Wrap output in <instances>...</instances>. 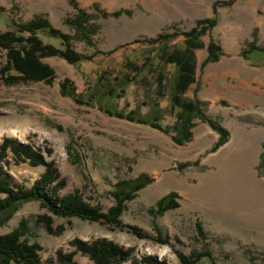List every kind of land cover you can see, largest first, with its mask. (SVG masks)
<instances>
[{
	"label": "rangeland",
	"instance_id": "rangeland-1",
	"mask_svg": "<svg viewBox=\"0 0 264 264\" xmlns=\"http://www.w3.org/2000/svg\"><path fill=\"white\" fill-rule=\"evenodd\" d=\"M0 5L5 8L1 30L11 29L13 21L44 15L72 35L74 47L84 54L110 52L166 31L180 33L198 20L216 17L203 40L215 41L226 54L218 62H205L207 49L197 50V81L185 96L200 101L205 115L227 131L222 137L209 122L195 118L192 140L179 145L150 124L111 115L62 92L66 78L86 92L105 71L128 54L138 55L145 44L98 54L78 65L59 56L45 57L55 72L50 82L0 79V169L14 184L32 187L47 168L19 160L10 147L26 145L59 173L52 185L63 183L56 193L47 187L44 202L76 193L103 213L122 203L120 222L58 216L42 198H33L11 208L6 220L9 212H0V235L22 225V237L39 247L41 264L57 263L60 251L72 253L74 264H93L73 242L102 238L131 249L136 258L155 255L169 264H182L177 252L189 255L204 249L211 250L217 264H264V52L245 56L252 42L264 48V0H0ZM81 10L97 26L91 43L70 22ZM134 99L130 89L119 108L129 101V110ZM173 121L168 114L161 123ZM144 174L153 181L137 188ZM170 192L178 206L161 210L157 204ZM129 193L134 196L125 198ZM131 226L148 237H137Z\"/></svg>",
	"mask_w": 264,
	"mask_h": 264
},
{
	"label": "trees",
	"instance_id": "trees-1",
	"mask_svg": "<svg viewBox=\"0 0 264 264\" xmlns=\"http://www.w3.org/2000/svg\"><path fill=\"white\" fill-rule=\"evenodd\" d=\"M216 10V6H214V11L216 12ZM4 11L5 8L0 5V13ZM90 19V16L81 10V13L73 21H70L81 31L80 37L88 43L92 42L91 37L97 28V26L89 24ZM216 22V17L198 20L196 25L187 31L180 33L166 31L153 38L136 39L133 42L121 44L110 52L104 53L97 50L93 54H84L74 47L72 35L55 27L44 15H37L27 22L13 21L11 29H0V79H3L4 82L14 83L50 82L53 80L55 72L43 61L45 57L59 56L71 64L78 65L84 61L93 60L98 54L112 55L113 52L121 48H128L130 44H145L146 48L141 49L138 55L128 54L118 66L105 71L104 75L98 78L96 84L88 86L86 92H79L76 84L67 78L61 84L62 92L79 103L97 104L100 109L111 115L135 123L150 124L171 134L179 145H184L192 140L195 118L209 122L213 128L220 132L222 137H225L227 131L205 115L203 104L185 96L191 85L197 81V50L207 49L208 57L205 62H218L226 54L215 41L210 40L208 44H205L203 40V37L216 25ZM179 36L183 38L181 42L177 40ZM44 38L54 40L57 44L45 42ZM249 47L253 49L247 50L245 55L247 58L252 51L264 52V48L254 47L253 42L249 44ZM130 89L135 95L134 106L127 110L130 106L127 101L126 107L119 108V101L126 98ZM165 100L168 101V104L162 106L161 103ZM143 107L147 108L145 113L142 112ZM168 114L174 117V121L171 124L163 125L161 120ZM10 147L19 160L27 161L29 159V162L45 165L47 169L30 188L14 184L7 173L0 169V194L4 195L0 197V212L2 213H8L11 208L15 209V206L24 200L33 198H42L43 200L47 187L50 186L49 188L56 193L63 184L52 185L60 175L57 170L53 169L51 163L45 162L39 153L22 144ZM261 158V165H264V154ZM141 179L145 181L137 185V188H142L148 182L153 181L148 174H144ZM118 188L119 186H114L115 192L119 193L121 190L119 191ZM174 194V192H170L164 196L157 206L161 210L176 208L178 203ZM49 195L47 196L50 199ZM133 196L129 193L124 197L130 199ZM43 203L58 216H76L117 225L120 222L118 216L122 212V203L112 207L108 213H103L97 207L83 202L76 193L56 198L50 203L43 200ZM10 214L12 211L5 216V220L9 218ZM21 228L22 225L9 234L0 235V264H41L38 245L27 242L22 237L24 233ZM130 230L139 238L148 237L137 226H131ZM200 232L202 233V230ZM73 245L77 247V250L87 254L93 264H169L165 259L161 260L155 255H143L136 258L131 249H126L106 238L94 241L76 239ZM177 254L182 264H200L203 261H208V264H217L213 253L208 249L194 251L189 255L182 252H177ZM57 259V263L50 262L48 264H74L72 253L66 254L60 251L57 254Z\"/></svg>",
	"mask_w": 264,
	"mask_h": 264
},
{
	"label": "bare ground",
	"instance_id": "bare-ground-1",
	"mask_svg": "<svg viewBox=\"0 0 264 264\" xmlns=\"http://www.w3.org/2000/svg\"><path fill=\"white\" fill-rule=\"evenodd\" d=\"M163 251H165V250H162L161 252H163Z\"/></svg>",
	"mask_w": 264,
	"mask_h": 264
}]
</instances>
